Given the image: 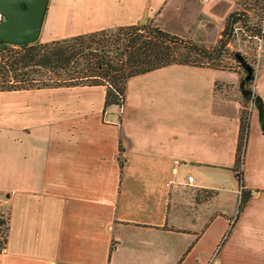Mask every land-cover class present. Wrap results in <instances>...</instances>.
Returning a JSON list of instances; mask_svg holds the SVG:
<instances>
[{"label": "crops", "instance_id": "crops-1", "mask_svg": "<svg viewBox=\"0 0 264 264\" xmlns=\"http://www.w3.org/2000/svg\"><path fill=\"white\" fill-rule=\"evenodd\" d=\"M232 5L50 0L38 43L151 22L217 43ZM257 54L252 91L264 109V48ZM227 76L186 64L136 76L121 114L106 109L101 86L0 92V214L9 220L0 264H264V112L255 97L226 94ZM243 192L251 198L240 212Z\"/></svg>", "mask_w": 264, "mask_h": 264}, {"label": "trees", "instance_id": "trees-1", "mask_svg": "<svg viewBox=\"0 0 264 264\" xmlns=\"http://www.w3.org/2000/svg\"><path fill=\"white\" fill-rule=\"evenodd\" d=\"M256 3L264 5V0H256ZM244 15L239 12L230 15L219 41L222 47L229 43L237 23L242 22L246 26L248 20ZM115 30L119 32L116 35H110L114 30L101 31L45 44L37 41L30 45L16 46L0 40V92L47 87L101 86L106 88V109H123L128 83L132 78L173 64L197 65L182 59L184 55L180 49L203 55L208 60L215 54L192 40L183 39L149 23ZM254 30V33L264 39L261 26ZM237 56L240 62L245 63L240 54ZM245 68L246 87L255 81L256 72L254 68ZM252 98L246 96L245 100ZM247 116L243 111L235 165L239 180H242L247 145ZM250 198V192H243L240 212L247 206ZM8 223V219H0V231L6 227L5 236L0 238V253L7 247Z\"/></svg>", "mask_w": 264, "mask_h": 264}, {"label": "rangeland", "instance_id": "rangeland-1", "mask_svg": "<svg viewBox=\"0 0 264 264\" xmlns=\"http://www.w3.org/2000/svg\"><path fill=\"white\" fill-rule=\"evenodd\" d=\"M232 3L234 7V11L231 13L239 12L245 14L244 18L248 21L246 26L240 22V26L245 31H240L239 34L236 36L234 40L227 43L226 46L222 47L219 41L214 43H209V41H198L196 44L202 48L208 49L210 53H215L214 57L211 59H206L203 55H197L194 53H190L188 50L180 49L181 54L184 55L182 59L187 60L191 63L203 66H212L217 67L220 70L225 71L229 76V82L224 84V90H226V94L229 96H234L239 98L240 100L245 101V97L241 93L240 85L243 80L247 77V72L245 67L254 68L257 65L258 61V48L260 45L259 40L254 37H257V34L254 33L256 30L254 28L260 27L264 22V5L257 4L256 0H228V3ZM213 1L211 2V4ZM204 6H208L209 3H203ZM230 14V15H231ZM229 15V17H230ZM226 20L225 27L228 24V19ZM219 19V23H221ZM156 26L154 23H149ZM250 27V28H249ZM225 29V28H224ZM119 33L118 31L114 30L110 32V35H116ZM223 33V32H222ZM204 42V43H202ZM264 48V46H263ZM237 54H240L243 58L244 62H240L238 59ZM254 82L251 85H247V90H252ZM122 109L119 108V114H121ZM247 111H244V115L246 116ZM5 229L0 231V238L5 236Z\"/></svg>", "mask_w": 264, "mask_h": 264}, {"label": "water", "instance_id": "water-1", "mask_svg": "<svg viewBox=\"0 0 264 264\" xmlns=\"http://www.w3.org/2000/svg\"><path fill=\"white\" fill-rule=\"evenodd\" d=\"M50 0H0V40L16 46L36 43L41 35L45 15ZM245 81L241 83V93L244 97H254L253 91L247 90ZM263 115V102L260 98L253 99Z\"/></svg>", "mask_w": 264, "mask_h": 264}, {"label": "built area", "instance_id": "built-area-1", "mask_svg": "<svg viewBox=\"0 0 264 264\" xmlns=\"http://www.w3.org/2000/svg\"><path fill=\"white\" fill-rule=\"evenodd\" d=\"M263 12H264V11H263ZM239 26H240V22L237 23V24L234 26V29H233V31H232V35H231V39H230V41H229V44H230V42H231L232 40H234V39L236 38V36L239 34L240 31L245 32V31L242 29V27H239ZM261 34H262V36H264V22H263V24L261 25ZM254 38H256L257 40H259L260 45H259L258 50L261 51L262 48H263V46H264V39H263V37L257 35V37H254ZM122 110H123V109H122ZM188 180H189L190 182H192V181H193V177L190 176V177L188 178ZM0 219H4V220H6V219H8V217H7V215H5V214H0Z\"/></svg>", "mask_w": 264, "mask_h": 264}]
</instances>
